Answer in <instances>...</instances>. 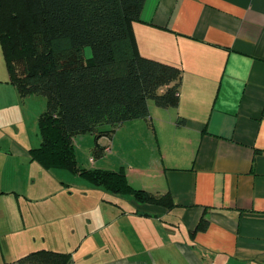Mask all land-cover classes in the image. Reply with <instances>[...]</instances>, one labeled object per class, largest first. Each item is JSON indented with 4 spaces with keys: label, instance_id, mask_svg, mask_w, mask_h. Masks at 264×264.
I'll list each match as a JSON object with an SVG mask.
<instances>
[{
    "label": "crops",
    "instance_id": "crops-1",
    "mask_svg": "<svg viewBox=\"0 0 264 264\" xmlns=\"http://www.w3.org/2000/svg\"><path fill=\"white\" fill-rule=\"evenodd\" d=\"M133 29L141 55L183 70L179 106L150 103V122L109 138L111 156L142 145L138 163L91 159L89 169L124 170L133 188L175 206L97 194L89 182L74 191L53 173L65 171L32 161L40 112L2 60L0 264L40 249L68 264H264V0H146Z\"/></svg>",
    "mask_w": 264,
    "mask_h": 264
},
{
    "label": "trees",
    "instance_id": "trees-1",
    "mask_svg": "<svg viewBox=\"0 0 264 264\" xmlns=\"http://www.w3.org/2000/svg\"><path fill=\"white\" fill-rule=\"evenodd\" d=\"M146 0H0V45L20 96H44L38 119L41 143L30 150L45 170L65 169L96 187L130 195L138 204L171 209L172 196L133 188L124 170L82 168L77 137L98 141L139 119L150 122V103L177 108L183 80L179 67L140 54L133 25ZM90 48L92 57L86 58ZM204 222V220H203ZM70 255L33 251L17 264H68Z\"/></svg>",
    "mask_w": 264,
    "mask_h": 264
},
{
    "label": "rangeland",
    "instance_id": "rangeland-1",
    "mask_svg": "<svg viewBox=\"0 0 264 264\" xmlns=\"http://www.w3.org/2000/svg\"><path fill=\"white\" fill-rule=\"evenodd\" d=\"M85 54H86V58L90 59L92 57V53L90 48H86L85 50ZM5 61L3 53H2V48L0 45V61ZM6 65V63H5ZM7 67V66H6ZM32 101L31 104L33 105V113L34 116L36 114V112H40V114L45 110L46 106H47V100L44 96L41 95H32ZM152 104H154V102H151ZM33 116V117H34ZM29 135H30V140H32L33 142V147H37L40 144L41 141V135H40V130H39V126L36 123V121H33L32 124L29 127ZM112 139H109L107 137H103L101 138L98 143L100 144V146L103 148L106 147H112L111 145ZM75 154L77 157V161L79 163V165L82 168L85 169H89L91 165V159H94L96 161H100L101 164H99L100 166H103L105 168H112V170H114L116 168V170H119L121 167H127L130 165H135L136 163H138V157L135 155L134 151L132 148H134V150L138 149L142 152L145 151V149H141L142 145H137L136 146H132L131 149H127L125 148L124 151L122 150H117V152L114 151L113 156L108 155L106 153H104L101 157H96V151H97V141L95 139V137L89 133L79 136L77 137L76 141H75ZM145 153V152H144ZM146 154V153H145ZM147 155V154H146ZM111 170V169H109ZM60 171V170H58ZM62 171H65L64 173H66L67 175H70V177L67 178V176H63L60 172H53L55 173V175H58L59 179H63L65 180V184L66 185H71V186H75L74 187V191H76L75 189H77L78 191H80L81 189H84V185L85 183L87 184L88 181L82 177L79 176V178H75L77 177V174H73L71 171L69 170H65L63 169ZM90 183V182H89ZM92 186V185H91ZM93 187V186H92ZM97 188V189H96ZM93 189L96 190L97 194H105V195H114V193H112L111 191L102 188V187H96ZM78 191L76 192V195L73 199L74 201L78 200V199H83L82 196H80L79 194L83 193L80 192L78 193ZM93 198V197H91ZM96 198L98 199L99 197L96 196ZM125 199L127 197H124ZM128 199V198H127Z\"/></svg>",
    "mask_w": 264,
    "mask_h": 264
}]
</instances>
